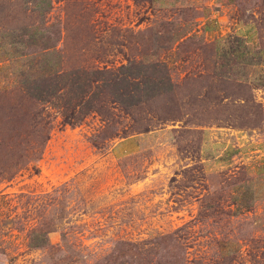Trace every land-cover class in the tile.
Masks as SVG:
<instances>
[{
	"label": "rangeland",
	"instance_id": "374dc122",
	"mask_svg": "<svg viewBox=\"0 0 264 264\" xmlns=\"http://www.w3.org/2000/svg\"><path fill=\"white\" fill-rule=\"evenodd\" d=\"M230 4L256 30L253 53L228 59L216 55L192 6L52 0L42 18L35 0H0V135L17 142L0 147V264H264V202L242 196L262 197L264 187L243 188V170L207 175L201 158L206 127L264 142V0ZM36 27L51 39L57 70L163 62L171 79L163 87L173 89L138 105L111 101L65 124L22 88V72L43 58L29 42ZM46 121L49 138L27 165L26 141L40 142ZM153 130L163 134L149 147L113 155L121 138ZM37 227L57 230L31 249Z\"/></svg>",
	"mask_w": 264,
	"mask_h": 264
},
{
	"label": "trees",
	"instance_id": "16d2710c",
	"mask_svg": "<svg viewBox=\"0 0 264 264\" xmlns=\"http://www.w3.org/2000/svg\"><path fill=\"white\" fill-rule=\"evenodd\" d=\"M35 1L36 8H38L41 17L44 18L52 7V0ZM30 36V44L43 50L41 52L43 58L40 57L37 64L31 62L30 70L22 72V88L31 98L41 103H48L52 108L59 111L65 124L76 126L82 123L89 114L93 112L102 113L104 104H109L111 101L119 102L125 106L138 105L149 97L173 89V85L163 87L167 81L171 80L168 71L162 69V66L165 65L162 64L163 62H150L145 66L141 61L129 60L127 64L117 68L118 70L110 67L91 69L75 67L62 72L56 69L58 60L53 54L54 50H51V44H49L51 39L49 37L46 39L44 32L38 27ZM229 41L233 42L230 46L231 50H225L227 49V45H225L222 49L224 57L229 59L231 54L235 55L236 53L242 57L244 52L241 49H246L242 39L234 37L233 41L232 38ZM21 44L24 45V42ZM214 50L216 55L220 54L217 47L214 46ZM33 64L38 65V68L35 69ZM116 70L120 71L119 75ZM131 79L136 80L133 83L135 85H131ZM125 97L129 100L127 101ZM0 125L3 127L5 120H2ZM40 129L42 134H40L42 136L40 142L35 139L26 141L28 147L24 150L26 151L25 162L27 165L33 162L37 152L49 138L50 122H41ZM13 139L14 135L11 133L0 135V147H13L17 143ZM35 145H40V148L39 146L35 147ZM52 221L55 224L54 217ZM55 228L59 227L56 226ZM55 228L53 230H43L38 227L32 229L29 234V247L34 249L47 246L50 243V234L57 230ZM62 234L66 238V232Z\"/></svg>",
	"mask_w": 264,
	"mask_h": 264
},
{
	"label": "crops",
	"instance_id": "0c3cea01",
	"mask_svg": "<svg viewBox=\"0 0 264 264\" xmlns=\"http://www.w3.org/2000/svg\"><path fill=\"white\" fill-rule=\"evenodd\" d=\"M230 1L153 0L159 8L175 9L192 6L197 9L199 12L197 20L201 22L198 25L200 31L206 37H210L209 41L218 48L219 52L227 45L229 39L239 37L246 47V52L251 54L253 50L249 44L253 43L256 27L252 22L240 24L236 11L231 10L233 5ZM161 134L162 131L153 130L123 137L114 143L112 153L116 158L136 154L149 147L154 138ZM202 139L201 158L207 175H218L227 170L236 174L239 170H243L246 176L242 182L243 188L250 189L255 184L264 187V142L253 139L246 131L227 126L206 127L203 129ZM239 188L237 186V189ZM251 191L253 192V189ZM242 196L243 201L264 202V194L257 198L246 194ZM238 197L241 196L236 194L234 199L239 200Z\"/></svg>",
	"mask_w": 264,
	"mask_h": 264
}]
</instances>
